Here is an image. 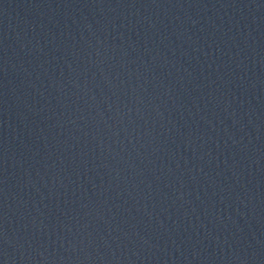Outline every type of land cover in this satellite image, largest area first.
Here are the masks:
<instances>
[{
    "label": "water",
    "instance_id": "water-1",
    "mask_svg": "<svg viewBox=\"0 0 264 264\" xmlns=\"http://www.w3.org/2000/svg\"><path fill=\"white\" fill-rule=\"evenodd\" d=\"M0 264H264L249 0H0Z\"/></svg>",
    "mask_w": 264,
    "mask_h": 264
}]
</instances>
